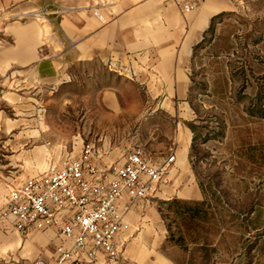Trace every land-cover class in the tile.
Masks as SVG:
<instances>
[{
    "label": "crops",
    "instance_id": "crops-1",
    "mask_svg": "<svg viewBox=\"0 0 264 264\" xmlns=\"http://www.w3.org/2000/svg\"><path fill=\"white\" fill-rule=\"evenodd\" d=\"M181 1L194 7L185 11L177 0H0V264L52 261L57 246L68 243L54 227L23 234L1 211L13 187L46 169L31 174L28 167L50 143L46 112L52 94L81 80L85 91L99 94L94 131L109 150L103 162L124 160L137 146L153 163L175 155L156 196H125L129 228L116 236L119 260L109 262L99 252L92 264H162L170 258L163 249V215L153 209L158 199L176 194L180 176L191 173L194 49L219 14L245 2ZM48 2L63 13L34 14ZM69 140L62 138V161ZM189 191L201 193L195 186Z\"/></svg>",
    "mask_w": 264,
    "mask_h": 264
},
{
    "label": "rangeland",
    "instance_id": "rangeland-1",
    "mask_svg": "<svg viewBox=\"0 0 264 264\" xmlns=\"http://www.w3.org/2000/svg\"><path fill=\"white\" fill-rule=\"evenodd\" d=\"M192 77L191 173L180 176L176 194L158 199L153 209L163 215V249L170 256L161 263L264 264L262 0L241 1L219 14L195 46ZM98 95L85 91L83 80L52 94L46 112L50 143L33 157L31 174L62 161V138H70L74 155L82 138L99 140ZM193 186L199 197L188 193Z\"/></svg>",
    "mask_w": 264,
    "mask_h": 264
},
{
    "label": "built area",
    "instance_id": "built-area-1",
    "mask_svg": "<svg viewBox=\"0 0 264 264\" xmlns=\"http://www.w3.org/2000/svg\"><path fill=\"white\" fill-rule=\"evenodd\" d=\"M177 1L185 11L194 7ZM50 10L59 16L64 8L48 2L34 14L46 15ZM108 153L104 139L82 138L78 155L69 152L61 164L51 163L9 191L1 211L4 221L23 234L31 228L54 227L68 241L57 246L52 261L38 258L34 264H92L98 261L99 252L109 262L119 260L116 236L129 228L125 196L133 200L156 196L175 155L153 163L137 146L124 160L105 163ZM2 161L0 153V164Z\"/></svg>",
    "mask_w": 264,
    "mask_h": 264
}]
</instances>
